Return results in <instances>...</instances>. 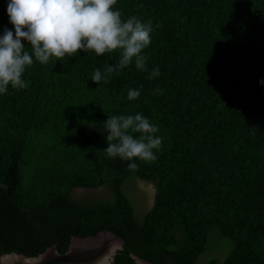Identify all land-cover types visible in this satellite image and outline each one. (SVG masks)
<instances>
[{
	"label": "trees",
	"instance_id": "trees-1",
	"mask_svg": "<svg viewBox=\"0 0 264 264\" xmlns=\"http://www.w3.org/2000/svg\"><path fill=\"white\" fill-rule=\"evenodd\" d=\"M8 3L0 37L14 34ZM112 10L151 22L145 70L133 58L107 74L122 49L46 64L33 55L28 86L0 93V250L63 252L71 235L108 227L125 240L115 264H135L131 251L158 264H264V0H117ZM96 70L107 83L91 81ZM136 114L161 145L130 171L108 157L103 127ZM139 181L155 188L150 207ZM100 187L111 196L80 191Z\"/></svg>",
	"mask_w": 264,
	"mask_h": 264
},
{
	"label": "clouds",
	"instance_id": "clouds-1",
	"mask_svg": "<svg viewBox=\"0 0 264 264\" xmlns=\"http://www.w3.org/2000/svg\"><path fill=\"white\" fill-rule=\"evenodd\" d=\"M117 0H9L7 15L14 26L13 31L5 28L0 37V93L9 85L26 88L21 80L26 66L35 60L46 64L51 57L62 60L66 55L73 57L78 51L92 50L97 56L105 52L122 49L116 65L106 68L107 74L127 67L135 58L137 69L145 70L146 56L142 49L150 44L151 22L142 24L136 17L122 22L121 13L113 11ZM27 41L31 54L26 50ZM160 74L154 69L150 79ZM91 81L99 84L108 82V75L96 70ZM264 85V79L258 82ZM138 90H129L128 99L138 98ZM103 130L108 133V157H120L129 161L127 167L136 171L138 164L133 158L152 162L157 159L153 149H159L161 138L154 137L157 127L140 114L135 116H109ZM133 133H140L134 138ZM6 187V186H4Z\"/></svg>",
	"mask_w": 264,
	"mask_h": 264
},
{
	"label": "water",
	"instance_id": "water-1",
	"mask_svg": "<svg viewBox=\"0 0 264 264\" xmlns=\"http://www.w3.org/2000/svg\"><path fill=\"white\" fill-rule=\"evenodd\" d=\"M124 238L108 227L85 236L71 235L65 251L55 243L36 255L0 250V264H115V254L124 248ZM135 264H158L130 252Z\"/></svg>",
	"mask_w": 264,
	"mask_h": 264
},
{
	"label": "rangeland",
	"instance_id": "rangeland-1",
	"mask_svg": "<svg viewBox=\"0 0 264 264\" xmlns=\"http://www.w3.org/2000/svg\"><path fill=\"white\" fill-rule=\"evenodd\" d=\"M139 185H140V187H141L143 190H145V191L147 192L148 196H150V198H152V195L154 194V190H155L153 184H152V183H145V182H143V181H139ZM100 190H103L102 187H100V188H98V189L91 190V191L89 192V194H92L91 196L99 197V196H98V194H99L98 192H99ZM89 196H90V195H89ZM110 196H111L110 191H109V190H106V197H110Z\"/></svg>",
	"mask_w": 264,
	"mask_h": 264
},
{
	"label": "flooded vegetation",
	"instance_id": "flooded-vegetation-1",
	"mask_svg": "<svg viewBox=\"0 0 264 264\" xmlns=\"http://www.w3.org/2000/svg\"><path fill=\"white\" fill-rule=\"evenodd\" d=\"M92 189H81L80 191H81V193L82 192H85V193H88L87 195H92V194H89V192L91 191ZM99 194H98V196L99 197H106V191L105 190H100L99 192H98ZM83 195V194H82ZM84 196V195H83ZM86 196V195H85ZM93 197H96V196H93ZM153 199H154V194L152 195V198H150V196H147L146 197V200H145V204H144V206L146 207V206H152V204H153Z\"/></svg>",
	"mask_w": 264,
	"mask_h": 264
}]
</instances>
